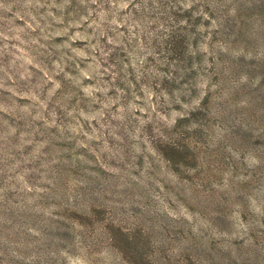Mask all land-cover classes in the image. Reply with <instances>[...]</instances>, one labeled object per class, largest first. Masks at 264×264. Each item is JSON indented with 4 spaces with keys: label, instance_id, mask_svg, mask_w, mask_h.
<instances>
[{
    "label": "rangeland",
    "instance_id": "1",
    "mask_svg": "<svg viewBox=\"0 0 264 264\" xmlns=\"http://www.w3.org/2000/svg\"><path fill=\"white\" fill-rule=\"evenodd\" d=\"M0 264H264V0H0Z\"/></svg>",
    "mask_w": 264,
    "mask_h": 264
}]
</instances>
